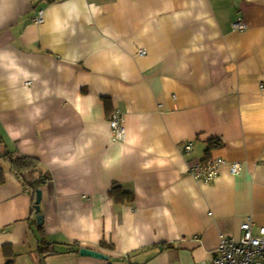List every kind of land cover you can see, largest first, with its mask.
<instances>
[{
    "label": "crops",
    "instance_id": "obj_1",
    "mask_svg": "<svg viewBox=\"0 0 264 264\" xmlns=\"http://www.w3.org/2000/svg\"><path fill=\"white\" fill-rule=\"evenodd\" d=\"M11 151L51 178L41 232L32 191L0 157V264L7 244L15 264H41L43 239L57 249L45 264H210L221 235L241 238L248 217L264 226V0H0ZM212 158L227 161L216 179L190 175ZM115 185L133 202L116 203Z\"/></svg>",
    "mask_w": 264,
    "mask_h": 264
},
{
    "label": "built area",
    "instance_id": "obj_2",
    "mask_svg": "<svg viewBox=\"0 0 264 264\" xmlns=\"http://www.w3.org/2000/svg\"><path fill=\"white\" fill-rule=\"evenodd\" d=\"M35 21L44 22L43 11L41 10ZM234 29L244 30L246 25L241 22L233 24ZM145 49H140L139 54L144 55ZM124 118L119 110H115L110 118V124L117 139L125 140L126 128L123 124ZM185 151L192 149V142L185 145ZM227 161L223 158H212L206 161L196 162L189 168L192 177L203 182H211L219 175L220 168ZM229 168L232 174H238L242 169L239 162H231ZM255 222L248 217L241 224L243 235L239 239L221 235L218 252L210 264H264V226L254 231Z\"/></svg>",
    "mask_w": 264,
    "mask_h": 264
},
{
    "label": "trees",
    "instance_id": "obj_3",
    "mask_svg": "<svg viewBox=\"0 0 264 264\" xmlns=\"http://www.w3.org/2000/svg\"><path fill=\"white\" fill-rule=\"evenodd\" d=\"M49 1H55V0H49ZM107 105H109V100L105 99ZM114 111H110L109 116L111 118V115ZM212 147L220 146L222 142L220 140H212L210 142ZM0 157L7 161L9 163L11 169L14 171L16 176L22 181V183L28 187L32 191V213H35V202H36V195L37 191L43 187V185L50 180L51 176L50 173L43 169L42 164L40 160L37 158L24 155L21 153H15V152H7L3 155H0ZM208 159H205V161ZM5 182V168L0 164V186L4 184ZM110 196L116 203H132L133 202V193L124 189L121 185H115L110 190ZM36 216L33 218V223L37 222ZM39 230L41 232H44V225H41L39 227ZM43 244L45 243V247H40V252L42 253V262L41 264H45V255L50 253H56L57 249L55 245H51L49 243H46L43 239ZM4 253L7 257V263L6 264H15L12 252V246L7 244L4 247Z\"/></svg>",
    "mask_w": 264,
    "mask_h": 264
},
{
    "label": "water",
    "instance_id": "obj_4",
    "mask_svg": "<svg viewBox=\"0 0 264 264\" xmlns=\"http://www.w3.org/2000/svg\"><path fill=\"white\" fill-rule=\"evenodd\" d=\"M42 197H43L42 189H39L37 191L36 202H35V212L37 214V223L39 226L43 225L44 223V215L41 213ZM80 252L82 255H85V256H92V257L101 258V259H108L107 255L101 252L95 251V250L87 249V248H81Z\"/></svg>",
    "mask_w": 264,
    "mask_h": 264
}]
</instances>
